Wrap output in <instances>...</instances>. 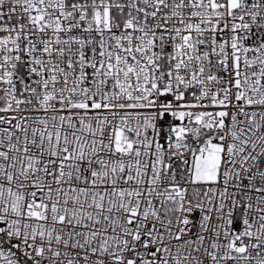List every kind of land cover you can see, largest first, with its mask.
Here are the masks:
<instances>
[{
    "label": "snow or ice",
    "instance_id": "obj_1",
    "mask_svg": "<svg viewBox=\"0 0 264 264\" xmlns=\"http://www.w3.org/2000/svg\"><path fill=\"white\" fill-rule=\"evenodd\" d=\"M0 264H264V0H0Z\"/></svg>",
    "mask_w": 264,
    "mask_h": 264
}]
</instances>
